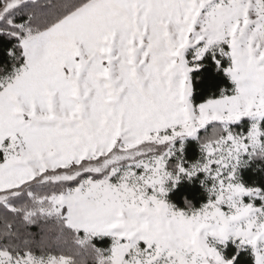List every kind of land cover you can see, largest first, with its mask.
Masks as SVG:
<instances>
[{
  "label": "snow or ice",
  "instance_id": "obj_1",
  "mask_svg": "<svg viewBox=\"0 0 264 264\" xmlns=\"http://www.w3.org/2000/svg\"><path fill=\"white\" fill-rule=\"evenodd\" d=\"M0 264H264V0H0Z\"/></svg>",
  "mask_w": 264,
  "mask_h": 264
},
{
  "label": "trees",
  "instance_id": "obj_2",
  "mask_svg": "<svg viewBox=\"0 0 264 264\" xmlns=\"http://www.w3.org/2000/svg\"><path fill=\"white\" fill-rule=\"evenodd\" d=\"M33 230H35V229H33Z\"/></svg>",
  "mask_w": 264,
  "mask_h": 264
}]
</instances>
